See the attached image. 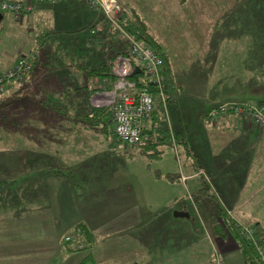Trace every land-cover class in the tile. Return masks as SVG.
<instances>
[{
  "label": "crops",
  "instance_id": "1",
  "mask_svg": "<svg viewBox=\"0 0 264 264\" xmlns=\"http://www.w3.org/2000/svg\"><path fill=\"white\" fill-rule=\"evenodd\" d=\"M58 5L68 6L67 12H57ZM46 8L52 9L51 16L44 15ZM58 13L65 18V32L77 31L78 39L49 29L56 24L54 16ZM34 15L50 16L54 21L45 25L42 35L39 32L44 29L38 34L35 30L34 44L27 52L37 47L36 37L46 36L49 42L41 45V55L40 48H36L35 65L25 82L13 83L0 95V264H211L215 250L225 264H248L227 230H213L216 219L213 221L211 215L210 198L201 193L198 184H193L195 179H189L185 187L198 196L199 208L196 207L206 227L197 222L194 205L182 199V184V194L170 180L166 184L174 188L170 187L169 195L142 196L137 189L133 192L128 170L132 168L130 157L134 152L123 143L113 142L108 130L99 131L103 117L90 125L82 116L90 109L88 92L104 89L107 82V77L90 75L87 69L109 62L113 52L109 51V28L101 12L90 9L83 0H61L38 3L28 16L1 13L0 40L5 41L3 36L14 31L19 34L21 20L29 21ZM8 25L15 27H5ZM50 42L53 51L48 46ZM9 49L3 43L0 71L22 55L20 51L11 54ZM35 90L41 92V97L28 98ZM66 91L70 97L75 93L69 98ZM50 92L59 93L52 97ZM219 93L210 107L220 98L232 97L229 92ZM237 120L223 115L209 124L220 135L225 134L228 141L222 142L219 137L214 141L205 135L204 157L194 154L234 218L264 231V174L246 172L245 166L253 164L250 158L255 151L244 143L245 139L261 137L254 134L251 124ZM78 122L98 130L77 134L74 128ZM69 126L73 130L70 136ZM105 150H111L120 163H99L98 156ZM51 167H68L71 176L45 173ZM91 186L99 197L93 201L95 204L88 198L91 204L85 205L80 199L83 193L79 197L77 192L91 190ZM78 188L81 189L77 191ZM176 212L187 215L177 216ZM78 223L84 224L93 236L86 250H75L63 242V236ZM87 253L90 258L83 261Z\"/></svg>",
  "mask_w": 264,
  "mask_h": 264
},
{
  "label": "rangeland",
  "instance_id": "2",
  "mask_svg": "<svg viewBox=\"0 0 264 264\" xmlns=\"http://www.w3.org/2000/svg\"><path fill=\"white\" fill-rule=\"evenodd\" d=\"M116 1L123 9H126V11L131 9V11L133 10L138 15V17L146 24L147 31L157 40L161 52L168 58L174 80V88L172 89L174 92L171 95V102L166 104L165 115L167 114L168 116L170 127H173L174 130H182L186 139L181 140L187 142V147L191 153L196 152L198 156L204 157L203 154L205 153V148L203 137H205V135L210 136L212 139H217L219 137L222 142L228 141L225 134L220 135V131H215L209 126V124L217 121L223 115L215 120H210L206 116L210 105L213 103L212 100L218 95H221L219 92L226 95L227 92H229L231 93L229 96L232 97L230 99L229 97H226L227 99L224 97L220 98L217 105L221 102L230 100L242 101L244 103L263 104V6L260 7L257 3L242 6L241 2L244 0ZM35 6L36 4H34L31 11L24 14L10 13L18 16H28L33 13ZM58 6L59 9L57 12H67L68 6ZM99 11L108 25L107 28H109V32L114 31L116 35L125 37L122 35L120 28H118V26H121L119 21L122 14L117 16L115 23H111L106 19L103 11ZM4 13L8 12H3V14ZM50 14H52V9H44V15ZM50 16L38 18L34 15L29 21L21 20L20 25H18L20 28L19 34L14 31V34L8 33L4 35L3 38L6 40H0V50L4 43L5 46H10L8 52L11 54L19 53V51L22 55L29 53L35 54V52H37L36 48H41L38 39H43V45H47V42H49L47 41L46 36H40V38L36 37L37 41L35 44L37 47L35 46L36 48L30 49L28 52L27 49L34 44L33 34H35V30L38 34L40 29H44L45 25L53 20ZM54 19L56 24H52L49 29L52 28L65 37L72 39L79 38V33L77 31L65 32L66 29H64L63 26L65 18L62 15L59 13L55 14ZM12 26L15 27V25H8L5 27ZM30 27L32 29H29ZM259 30L263 31L260 32ZM42 32H45V29L41 30L39 35H42ZM112 34H109V37H112ZM78 42L81 41L79 40ZM127 43L128 49L126 45V52L129 51V42L127 41ZM76 44L78 43L76 42ZM48 46H51L52 50L51 42L48 43ZM102 50L105 52L111 51H107L105 48H102ZM213 84H215V86L213 89H210V86ZM40 95L41 92L35 90L28 98L38 99L41 97ZM86 98L90 109L97 108L102 112H105L101 117L105 120L104 123L107 126L106 129L108 128L107 130L110 132L111 140L115 143H121L113 132L112 121L107 107H95L90 103L88 97ZM214 105L216 104H213L212 106ZM5 109L9 110V108ZM224 115H232L238 119V122L247 125L251 124L255 129L254 134L256 133L261 137L260 139H257L256 137H253V139L250 140L245 139V145L252 147L255 154H252V157L250 158V162H253V164L247 163L248 160H244V162L248 164L245 166L246 172L255 173V171H257L264 174V124L257 122L250 114L236 115L234 112H231ZM87 120L88 123L92 125L88 118ZM104 123H99V131L103 130L102 126ZM68 124H70V122H68ZM72 124L74 125V123ZM81 125L83 126L82 128ZM69 128L68 131L70 136V131L73 130H71L72 126H69ZM98 129L97 127H87L86 123L83 125V123L78 122L74 131L77 132V134H80L81 132H96ZM157 136L158 132L153 131L147 135H142L140 142L136 145L124 144V146L129 147V149L132 150L131 152H134L130 157L132 168L131 170H128L129 175L131 174V177L129 178L131 182L129 185L132 188V191L135 192L136 189L140 190L141 192L137 193L143 194L142 196L169 195V191H171L170 187L173 186H170L171 183L167 185L166 182L167 180H170V182H173L175 185V188H178L179 194H182L181 184L183 185L184 192L182 194L183 197L181 196L182 198L187 200L188 194H190L192 195L191 197H193L191 199L194 200L195 196L185 187V184L189 179H195L194 181L196 183L193 184H199V180H197V178H199V175L197 174L199 168H193L190 165L191 159L187 156L183 144L177 143L176 140L161 144L158 142L159 140L157 139ZM93 140L94 138L91 141L93 142ZM206 140H210V138ZM95 141L98 140L95 139ZM140 143H144L147 146H151L152 144V147L146 148L145 146H142L144 144L139 145ZM216 146H219V144ZM115 157L117 156H113L111 150H105L100 157L98 156V162L102 164L120 163L118 160L114 159ZM125 161L128 162V158ZM179 165L181 167L183 165L181 171L187 177V179H185V184L180 180L179 175L181 171ZM97 173H99V171ZM171 173L172 175L170 177L166 176ZM206 173L208 175L207 171ZM157 174H162V176L157 178ZM176 181L179 183H176ZM79 189L81 188H78L77 191ZM95 189L96 188L91 186V190L90 188H83V192H77L79 193V197L81 196V193H83V196L80 199L83 198L85 205L86 203L91 204L90 202L98 199L99 196L96 195V192H92ZM86 190L88 191L85 193ZM131 195L134 196L133 193H131ZM88 198L90 202L87 201ZM196 198L198 200V196ZM173 202H176V200L173 199ZM224 206L226 211L229 210L232 212V210L228 209L226 205ZM213 221L214 225L218 222L222 225V221L215 216H213ZM197 222L200 226L206 227L199 216H197ZM71 231L72 230L69 232ZM206 235L208 234L206 233ZM74 247L72 248L75 250H86L85 243L81 248ZM87 255L90 257V253H87L85 257H83V261L84 259L87 260Z\"/></svg>",
  "mask_w": 264,
  "mask_h": 264
},
{
  "label": "built area",
  "instance_id": "3",
  "mask_svg": "<svg viewBox=\"0 0 264 264\" xmlns=\"http://www.w3.org/2000/svg\"><path fill=\"white\" fill-rule=\"evenodd\" d=\"M60 0H0V14L3 12H13L24 14L32 10L34 4L56 3ZM92 9L103 11L107 20L115 23L117 16L122 14L123 8L116 0H83ZM122 35L129 42V51L115 55L110 61V73L113 81L108 89L92 91L88 95V100L95 107L106 106L112 121V128L115 136L125 145H136L140 142L147 122L155 109V94L165 104V84L161 81V68L163 58L161 54L136 39L130 32L118 26ZM36 56L33 53L19 56L13 65L0 72V94L12 86L13 82L23 80L35 64ZM140 74L142 84H139L133 76ZM146 84H151L157 88L154 93L149 90ZM234 112L237 114H250L257 122L264 124V103H244L230 100L211 106L206 116L210 120H215L219 116ZM181 171V169H180ZM198 175H203L208 179V175L203 168H199ZM180 180L184 182L186 175L180 172ZM188 201L193 202L188 194ZM194 205V203H193ZM195 211L197 207L193 206ZM241 233L247 237L254 235V227L244 225ZM63 240L81 248L80 229L74 228L71 232L63 236ZM264 260V252L259 251ZM211 264H225L221 255L215 250Z\"/></svg>",
  "mask_w": 264,
  "mask_h": 264
},
{
  "label": "trees",
  "instance_id": "4",
  "mask_svg": "<svg viewBox=\"0 0 264 264\" xmlns=\"http://www.w3.org/2000/svg\"><path fill=\"white\" fill-rule=\"evenodd\" d=\"M253 3H257L258 6L264 7V0H244L241 2L242 6H246V5H250V4L253 5ZM119 23L124 30L130 32L136 39L141 40L143 43H145L146 45H148L152 49L158 51L163 58V65L161 68V81L165 84V90H164V94H165V102L164 103L165 104H163L161 102L160 98L157 97V95L155 94V96H156L155 97V109H154L153 113L151 114L150 119L148 120L149 122L147 123V128L144 131V134L147 135L148 133H151L153 131H157L158 132L157 139L159 140L158 141L159 143L163 144V143H168L171 140H176L177 143L183 144V147L185 149L187 156L191 159L190 165L193 168H202V162L199 159V157L197 155H195L194 153L190 152V150L187 147L186 141L183 142L181 140V139H183V140L186 139L182 130H174L173 127H170L168 116H167V114L165 115L166 104H169L171 102V97H172L171 95L174 92L172 90L174 88V80H173L172 71H171V67H170L167 56L161 52L157 40L154 38V36L150 32L147 31L146 24L138 17V15L133 10L132 11H131V9H129L127 11H126V9L123 10ZM259 31L262 32L263 30H259ZM45 34L48 35L49 32H46ZM109 34H112V37H109ZM109 34L106 37L108 38V41L110 44V50H111L110 52L113 51L109 57L111 60L117 54L126 53V51H127L126 45H127V49H128V43H127V40L125 37H120L119 35H116L114 33V31L109 32ZM42 37H44V36H42ZM41 40L43 41V39H41ZM43 43L44 42H40L39 44H41L43 46ZM40 50H41V52H39V53L41 55L42 51H44V50L42 48H40ZM113 53H115V54L113 55ZM30 72H32V70ZM30 72H28L26 74L25 78L27 77V75ZM87 73L90 75L95 74V75H100L102 77H107V82H106V85L104 86V89H108L111 86V83L113 81V76L110 73L109 62H106V63L103 62L96 67H92L91 69L89 68V69H87ZM139 75L140 74H136L133 77L137 79L139 84H142V81H141ZM25 80L26 79L21 80L18 83H20V82L23 83V82H25ZM146 85L148 86L150 91H152L154 93L157 92L156 87H153L151 84H146ZM99 90H103V89L99 88ZM23 92H25V91L22 90V93ZM90 92H92V91H89L88 94ZM57 93H59V92H50L49 94L53 97L54 94L56 95ZM68 93H70V92H68ZM68 93L66 91V94L68 95V97L71 98V97H73V94L75 92L71 93L72 94L71 97L69 96L70 94H68ZM85 94H86V91L83 92V95H85ZM88 94L86 97H88ZM61 108H63V107H60L58 109H61ZM68 108L69 107H67V108L64 107V109L70 110V108L69 109ZM104 113L105 112H102L100 109L92 108V109H89V112H87L86 114H83L82 116L84 118L87 117L91 121V124L95 125L96 122L98 121L97 118L104 115ZM76 115L81 116L80 114H76ZM148 124H149V127H148ZM106 127L107 126L104 123V125H103V129H105L104 131H107ZM182 128H184V127H182ZM142 144H144V143H140L139 145H142ZM142 146H145L146 148H148V147H152V144H151V146L150 145L147 146L146 144H144ZM179 167H180L179 169H183L182 168L183 165H182V167L179 165ZM194 172H195V170H194ZM45 173L52 174V175L53 174L59 175V176H67V177L71 176V171L68 167H62V168L61 167H51V168L47 169ZM198 180H199L198 185H199L200 189L202 190L201 193H203V195H206L210 198V205L212 206L211 207V215L215 216L217 219L219 218L222 221V225L219 224V222H218L217 224H215L213 226V230L217 233H223V231L227 230V232H229L233 236V238L235 239L237 245L240 248L243 260L246 263H248V264H264V260L262 259L261 253L259 252L260 250L264 252V246H263V244H264V231L262 230V228H260L259 226H253L254 227V235L251 238L247 237L244 233H241L242 227L244 226L243 223H240L237 219H235L232 212H230L229 210L226 211V209L224 208L225 206L219 197V194L217 192V188H216L212 178L210 177V175L208 174V179L206 177H204L203 175H199ZM191 198H193V197H191ZM182 199H184V198H182ZM182 199H181V202H182ZM195 200H197L196 196L194 197V200H192L193 202H191V204L194 203V205L197 206L198 200L197 201H195ZM189 202L190 201H188L187 203H189ZM195 213L199 216V209L198 208H197V211H195ZM76 227H78L80 229V240H81L80 242L83 244V246L85 243L86 248H88L89 247L88 243H90L93 239L92 234L89 232V230L86 228V226L82 223L76 224L74 226V228H76ZM63 242L65 244L72 245V247L75 246L74 244H72L70 242H67L64 240H63ZM89 258L90 257H87V259H89Z\"/></svg>",
  "mask_w": 264,
  "mask_h": 264
},
{
  "label": "water",
  "instance_id": "5",
  "mask_svg": "<svg viewBox=\"0 0 264 264\" xmlns=\"http://www.w3.org/2000/svg\"><path fill=\"white\" fill-rule=\"evenodd\" d=\"M175 215H177V216H183V215H187V213L185 214L183 212H176Z\"/></svg>",
  "mask_w": 264,
  "mask_h": 264
}]
</instances>
